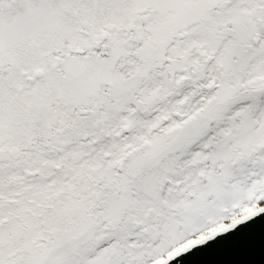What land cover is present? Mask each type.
Returning <instances> with one entry per match:
<instances>
[{"label":"snow or ice","instance_id":"snow-or-ice-1","mask_svg":"<svg viewBox=\"0 0 264 264\" xmlns=\"http://www.w3.org/2000/svg\"><path fill=\"white\" fill-rule=\"evenodd\" d=\"M0 264H264V0H0Z\"/></svg>","mask_w":264,"mask_h":264}]
</instances>
